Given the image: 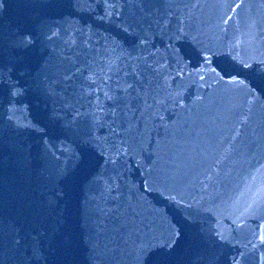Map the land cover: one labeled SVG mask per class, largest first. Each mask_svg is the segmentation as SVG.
Instances as JSON below:
<instances>
[{
    "label": "water",
    "instance_id": "water-1",
    "mask_svg": "<svg viewBox=\"0 0 264 264\" xmlns=\"http://www.w3.org/2000/svg\"><path fill=\"white\" fill-rule=\"evenodd\" d=\"M0 264H264V0H0Z\"/></svg>",
    "mask_w": 264,
    "mask_h": 264
}]
</instances>
